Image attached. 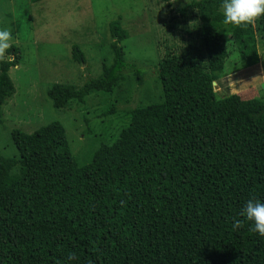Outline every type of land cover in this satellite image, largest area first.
I'll list each match as a JSON object with an SVG mask.
<instances>
[{"label":"trees","instance_id":"1","mask_svg":"<svg viewBox=\"0 0 264 264\" xmlns=\"http://www.w3.org/2000/svg\"><path fill=\"white\" fill-rule=\"evenodd\" d=\"M183 1L182 15L200 21L201 48L165 54L160 99L132 108L88 162L79 163L61 122L13 131L18 158L0 151V264H264V237L240 214L249 198L264 202V94L218 97L214 85L229 62L259 61L264 16L224 25L221 0ZM109 30L113 61L98 77L49 86L57 111L114 94L135 69L121 18ZM72 51L85 64L82 49ZM17 52L0 62V123L16 92Z\"/></svg>","mask_w":264,"mask_h":264},{"label":"rangeland","instance_id":"2","mask_svg":"<svg viewBox=\"0 0 264 264\" xmlns=\"http://www.w3.org/2000/svg\"><path fill=\"white\" fill-rule=\"evenodd\" d=\"M191 1V0H186ZM183 0H0V30L11 33L10 48L21 62L10 69L16 92L3 107L0 151L18 158L14 130L31 134L61 122L80 164L88 162L97 146L110 139L117 128L129 123L128 112L160 99L159 62L168 51L180 53L189 44L201 48L200 21L191 12L182 15ZM121 18L129 37L122 42L126 60L135 69L114 94H94L85 105L72 103L57 111L47 96L54 83L82 86L111 63L110 23ZM85 54V64L73 58V46ZM259 61L238 67L233 62L216 82L218 97L238 94L243 99L264 94V38L258 35ZM0 54V62L8 55ZM17 51H16V50ZM8 55V56H7ZM136 70H139L138 75ZM136 74V75H135Z\"/></svg>","mask_w":264,"mask_h":264},{"label":"clouds","instance_id":"3","mask_svg":"<svg viewBox=\"0 0 264 264\" xmlns=\"http://www.w3.org/2000/svg\"><path fill=\"white\" fill-rule=\"evenodd\" d=\"M220 10L224 25H248L257 18L264 16V0H221ZM10 40L11 33L7 30H0V54L11 46ZM240 214L252 223L253 232L264 237V202L249 198ZM239 226L240 221L234 220L233 229Z\"/></svg>","mask_w":264,"mask_h":264},{"label":"water","instance_id":"4","mask_svg":"<svg viewBox=\"0 0 264 264\" xmlns=\"http://www.w3.org/2000/svg\"><path fill=\"white\" fill-rule=\"evenodd\" d=\"M214 85H215V90H217L216 82H214ZM217 92H218V91H217Z\"/></svg>","mask_w":264,"mask_h":264}]
</instances>
